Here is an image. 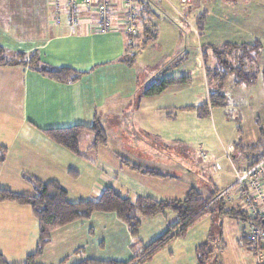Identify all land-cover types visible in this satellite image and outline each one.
<instances>
[{"label":"crops","instance_id":"crops-1","mask_svg":"<svg viewBox=\"0 0 264 264\" xmlns=\"http://www.w3.org/2000/svg\"><path fill=\"white\" fill-rule=\"evenodd\" d=\"M173 1L176 0H133L138 31L151 24L154 32L147 40L135 37L131 44L120 0L113 3L111 27L107 30H100L94 9L79 7L78 19L72 24L65 13L56 20L51 0H0V46L11 54L9 57L34 52L41 64L66 66L79 73L75 81L58 82L28 64L0 65V145L6 148L4 160L0 162V180L5 182L4 186H9L7 189L35 194L23 177L26 175L42 182L56 180L66 190L67 199L73 202L95 200L107 186L130 198H185L192 181L187 176L178 181L176 176L191 173L192 167L187 163L184 148L188 135L184 137L181 134L186 133L179 130H186L189 122L213 118L216 111L211 108L208 116L200 117L195 109L208 102L204 46L224 42L264 43V6H205L207 0H197L203 6H193V2L182 6L185 12L179 13L183 18L193 15L191 32L186 35L173 15L167 13L168 6L162 5L166 3L173 8ZM201 16L203 26L199 29ZM149 42L153 44L146 50ZM167 42L171 43L167 48L171 50L167 55L164 53L165 64L158 65L160 58H156L154 50L163 49V43ZM253 67H264L262 45ZM180 78L187 81L179 82ZM156 80H172L173 83L156 94H142ZM231 83L235 85L232 77ZM259 85L264 87L263 82ZM262 86L256 87L261 89ZM256 102L260 104L261 100L256 99ZM95 117L107 141L94 145L93 134L84 131L78 138L79 155L53 142L42 131L75 124L90 125ZM258 136L260 134L246 146L255 144ZM232 150L235 152L233 145L228 144L225 154L231 155ZM201 152L191 150L198 163H209L208 152H203L204 161ZM210 158L213 161L214 158ZM256 158L255 154L240 169ZM132 165L141 171L133 169ZM174 165L181 170L173 171ZM69 168L77 177L72 178L73 182L67 179ZM58 172H65L64 177L58 176ZM82 172L88 178L87 183L79 184L77 189L74 182L81 183ZM15 186L23 189H15ZM85 194L88 197H83ZM166 211L170 210L153 216L140 215L138 236L144 238V227L148 224L147 229H152L148 233L154 234L161 228V233H157L160 235L174 225L176 215L171 211L165 214ZM199 218L187 228L185 236ZM236 221L223 218L222 232L228 234L230 242L234 240L237 247L234 246L236 255L229 261L230 257L223 250L222 263L264 264V242L260 253L244 246L241 238L249 232L239 237ZM208 231L209 227L195 231L196 239L191 243L194 253L199 244L208 241ZM138 236L130 235L116 213L94 212L87 219L55 228L35 263L74 264L84 258L129 261L144 247L138 245ZM37 237L38 222L29 205L0 201V252L9 263L21 264L26 255L34 251ZM235 258H238L236 263Z\"/></svg>","mask_w":264,"mask_h":264},{"label":"trees","instance_id":"trees-1","mask_svg":"<svg viewBox=\"0 0 264 264\" xmlns=\"http://www.w3.org/2000/svg\"><path fill=\"white\" fill-rule=\"evenodd\" d=\"M202 26L203 16L199 18V29H202ZM204 47L202 53L204 61H206L207 50L210 49L215 55L218 67L213 70H210L207 66L205 67L208 102L195 107L200 117L208 116L210 109L213 107L225 105L226 96L223 93V87L229 76L233 78L235 85H253L258 75L261 76V80L264 83V67H253L255 59L261 50V43L259 41H254L253 43L224 42L219 45L208 44ZM15 63L28 64L39 73L58 82H72L79 77V73L70 67H51L41 64L34 52L30 54L29 61L26 60L23 53L16 54L14 58L8 57L5 49L0 46V65ZM178 81L185 82L187 80L186 78H180ZM171 83H173L172 80H156L146 87L142 94H156ZM42 131L47 138L76 155L80 154L78 138L84 131H89L93 134L94 145L105 144L107 141L105 131L96 117L90 125L75 124L66 127L44 128ZM234 149L239 151L248 150L254 152L257 157L262 156L264 155V134L261 132L255 144L243 147L240 142H237L234 144ZM5 153V146L0 145V162L4 160ZM132 168L141 171L135 165H132ZM69 172L75 173L73 170H69ZM23 177L32 185L35 194L29 195L0 188L1 202L8 201L29 205L38 222V237L35 249L32 253L26 255L21 264H36V258L43 252L44 247L50 240V234L55 228L75 220L87 219L92 213L99 211L116 213L118 218L126 224L132 237L138 236L140 215L153 216L163 213L165 210H170L176 215L177 221L174 225L148 245L142 247L141 253L137 255L140 257L137 264L149 260L173 238L183 236L187 228L196 219L206 213L214 215L216 211L215 215L219 217L226 216L247 221L250 225L256 224V221L244 210L238 211L233 208H226L221 200L216 205L210 204L209 201L216 194V191H213L204 198L196 188L190 187L183 200H156L149 196L130 198L121 195L114 188L107 186L102 189L95 200L87 199L73 202L67 199L66 190L56 180L42 182L31 176L24 175ZM241 243L244 246H251V242L247 241L244 236L241 238ZM210 252L211 249L208 242L199 244L195 248V264H206ZM134 258L129 261L84 258L74 264H132ZM0 264H11L4 258L1 252Z\"/></svg>","mask_w":264,"mask_h":264},{"label":"rangeland","instance_id":"rangeland-1","mask_svg":"<svg viewBox=\"0 0 264 264\" xmlns=\"http://www.w3.org/2000/svg\"><path fill=\"white\" fill-rule=\"evenodd\" d=\"M194 4L195 5L193 6H203V3L197 1H195ZM162 5L168 6V8H166L167 13L171 17L173 15V20L179 23V25L184 29L186 35H189L191 32L189 26L192 23L193 15H188L183 18L179 13L185 12V9L177 1H173V8L171 7V5H167L166 3H162ZM205 6H264V0H207ZM145 30H147V35L144 33ZM153 32V26H151V24H147V26L142 28L141 31H138L135 34H130V43L137 37H142V40H147L153 36ZM138 43L141 44V42ZM260 43L263 47L264 43ZM151 44L153 43L149 42L147 44L148 47L146 48V50H150L151 47L149 45ZM177 44L178 41L175 45ZM170 45L171 43L167 42L163 43V49H160L158 47L155 48L154 53L156 54V58H160V62L158 65L165 64L164 62L166 59V55L171 50L167 49ZM165 52L166 55H164ZM5 53L8 57L11 55L7 51ZM29 56L30 54L25 56L26 60L28 61ZM206 62L207 67L210 70L218 67L215 55L210 49L207 50ZM165 67L166 65L160 71L164 70ZM261 83V76L258 75L256 85H252L249 87H246L244 85L235 86L232 85L231 77L229 76L223 87V93L226 96L225 105L221 107H213L215 108L214 110H216L214 113V117L212 118L210 116L211 118L206 117L203 119H199L198 122H189L187 124L186 130H179L180 133H186L181 134L184 135V137L188 135V140L184 148H186L187 151V163L192 167V170L189 174L184 172V175H177L176 180L182 181L187 176L192 181L191 187L196 188L204 196V198L209 192L215 191L217 189H222L228 184L232 185L234 183L235 170L242 168L249 161H251L254 158L255 153L248 150L239 151L237 149H234L235 152L232 150V152L229 153L232 156L235 155L231 158V155L228 156L225 154V149L228 144L233 145L234 148V144L237 142H240V144L244 147L247 144L252 143L254 139L253 137L261 134L260 132L264 134V87L262 85H259ZM256 86L262 87H260L261 89H259V87ZM256 99H259V101L261 100L260 104L256 102ZM256 116H259V119H257ZM191 150H193V153L197 154L198 152L206 151L208 152L210 157L214 159L213 161H211V158L208 156L209 163H198V161L196 160V156L194 157V155L191 154ZM178 158L182 157L178 156ZM73 165L72 167H75ZM69 170L70 168L66 170L68 176L67 179L73 182L72 178L77 177L73 173H70ZM178 170H181L180 167L178 165H174L173 171ZM82 173L83 174H81L79 178L84 175V172ZM57 175L63 178L65 172H58ZM87 179L83 176L81 179V183H77L78 181H75L74 183L75 185L77 184V189L80 186L79 184L85 186V183H87ZM162 183H164V181ZM4 185H6L5 182L0 180V188L7 189V187H9ZM15 189L21 190L23 188L15 186ZM219 192L220 191H216V194L209 201L210 204L216 205L218 201L221 200L220 198H218ZM230 195L232 196V200L226 199V201L224 202V206L226 208H233L238 211L243 210L242 206L238 203L234 195ZM83 197H88V195L85 194L83 195ZM166 213L171 214L170 211H166L165 214ZM224 217L226 216L219 217L215 215L212 217L209 213L202 215L199 218V221H197V223L192 226V229L191 231H189L188 235L185 236L184 234V237L180 236L182 238H174L173 240H171V242L158 250L149 260H145L139 264H195L196 256L194 253V246L191 245V243L195 241L198 230L203 227L205 229L209 227V231L207 232V242L209 244V248L211 249L206 264H223V250L226 253L227 257H230L228 261L231 260L236 255V253L233 252L234 246H236V244L234 243V240L230 242L229 235H224V233L222 232ZM227 222L231 224V226L233 225V223H231L230 221ZM236 224L239 226V237L242 236V234H247L253 226L248 224L247 221H242L239 219H237ZM149 225L150 224H148L147 226L145 225L144 227L146 229L144 238L139 235L138 239H136L139 240V242H137L138 245L143 244L144 246H146L154 238L160 236V234L157 233H161V228L159 227L160 229H158V231L160 232L157 231L154 232V234L148 233L152 230L147 229ZM245 239L249 241L246 236ZM136 240L134 242H136ZM249 247L252 249V245ZM137 254L140 253L138 252ZM233 261L234 263H236L238 261V258H235Z\"/></svg>","mask_w":264,"mask_h":264},{"label":"built area","instance_id":"built-area-1","mask_svg":"<svg viewBox=\"0 0 264 264\" xmlns=\"http://www.w3.org/2000/svg\"><path fill=\"white\" fill-rule=\"evenodd\" d=\"M116 0H51L54 8L55 18L65 13L69 21L74 24L78 19V8L86 7L94 9L98 15L100 30H107L111 27L110 10ZM182 6L192 4L197 0H176ZM125 10V31L128 34L138 32L135 24L136 9L133 7V0H120ZM200 157L204 161L206 155L201 152ZM237 199L243 210L256 221L246 235L251 242L252 249L261 252L264 242V155L257 157L252 163L243 169L235 172V181L232 185L221 190L218 198L224 203L226 199ZM142 249L139 253H141ZM138 255V254H137ZM261 257V256H260ZM140 257L136 256L132 264H137Z\"/></svg>","mask_w":264,"mask_h":264}]
</instances>
